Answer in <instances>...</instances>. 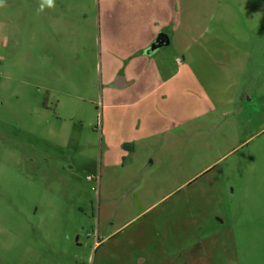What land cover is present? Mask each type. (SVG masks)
Returning <instances> with one entry per match:
<instances>
[{"label":"rangeland","instance_id":"rangeland-1","mask_svg":"<svg viewBox=\"0 0 264 264\" xmlns=\"http://www.w3.org/2000/svg\"><path fill=\"white\" fill-rule=\"evenodd\" d=\"M55 4L0 8V264H264V0ZM240 75L155 167L110 152L144 122L115 104L166 85L154 111L200 113Z\"/></svg>","mask_w":264,"mask_h":264},{"label":"crops","instance_id":"crops-1","mask_svg":"<svg viewBox=\"0 0 264 264\" xmlns=\"http://www.w3.org/2000/svg\"><path fill=\"white\" fill-rule=\"evenodd\" d=\"M205 55V54H204ZM208 63L195 67V69L191 68V77L190 80L192 86H196L197 88H203L205 83V75H209L210 73L213 75L214 72L219 71V69H225V67L221 66V64L217 65L213 59L208 57ZM190 66L187 68L189 69ZM193 69V70H192ZM237 71L241 72L242 67L235 68ZM231 70V68L229 69ZM199 75H198V74ZM206 73V74H205ZM234 82L225 81L228 86L227 89L224 88V92L221 93L223 97L220 98L218 106H213L210 104H205V111H201L200 113L195 109L191 108L189 111L171 110L167 109V111L158 113L152 109V104L155 106L159 103L154 99V95L165 88L166 85L154 86L147 88V91L144 94V97L141 99H134L131 103L127 105L121 104V102L115 104L112 109H124V108H137L143 106L144 113L140 116L142 121H144L140 127H133L126 129L122 132V140L118 142V144L114 145L110 152L115 150L117 156L122 160H131L133 166H138L139 169L144 168L145 165H149L151 168L155 167L159 163L163 161L165 158V154L167 149L170 147L171 150L177 149L178 143L182 141L183 137V126L188 125L189 122L198 119L199 117H205L206 115L212 116L213 114L219 113L226 115L231 111V105L236 96L235 93L238 91V87L240 86L242 75L235 78ZM122 87H127L128 83L125 79L122 81ZM177 94H180L181 89L178 90L176 88ZM180 91V92H179ZM233 93H232V92ZM233 94V95H232ZM164 102L169 99H164ZM178 100V99H177ZM178 103V101H176ZM211 113V114H210ZM125 117L123 114L113 113L112 120L115 122L124 121V119L131 120L133 116H129L130 119ZM137 119H139V116ZM121 126L122 122L119 123ZM170 142V143H168ZM176 142V143H171ZM154 152H157L154 160L152 159V155ZM109 153V152H108ZM164 154V155H163ZM173 160L175 161V171L177 170V161L181 160V154L175 153L173 156ZM183 161V160H182ZM181 161V162H182ZM114 166L120 167L121 163L118 162ZM124 167V166H123ZM176 174V173H175Z\"/></svg>","mask_w":264,"mask_h":264},{"label":"clouds","instance_id":"clouds-1","mask_svg":"<svg viewBox=\"0 0 264 264\" xmlns=\"http://www.w3.org/2000/svg\"><path fill=\"white\" fill-rule=\"evenodd\" d=\"M56 6L55 0H39L38 12H44L46 9H54ZM6 7V0H0V8ZM92 257H89L91 264Z\"/></svg>","mask_w":264,"mask_h":264},{"label":"water","instance_id":"water-1","mask_svg":"<svg viewBox=\"0 0 264 264\" xmlns=\"http://www.w3.org/2000/svg\"><path fill=\"white\" fill-rule=\"evenodd\" d=\"M168 44H169L168 37L166 35L162 34V35L159 36L158 40L154 43L153 48L150 49V51L157 50L159 47L166 46ZM122 81H123L122 78H117L114 86L116 88H121L123 86L122 85V83H123Z\"/></svg>","mask_w":264,"mask_h":264},{"label":"flooded vegetation","instance_id":"flooded-vegetation-1","mask_svg":"<svg viewBox=\"0 0 264 264\" xmlns=\"http://www.w3.org/2000/svg\"><path fill=\"white\" fill-rule=\"evenodd\" d=\"M159 36H160V35H158V36L156 37V39H155V41H154L153 43H155V42L158 40Z\"/></svg>","mask_w":264,"mask_h":264}]
</instances>
